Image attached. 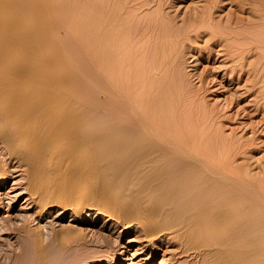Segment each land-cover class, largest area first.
Segmentation results:
<instances>
[{
    "label": "bare ground",
    "instance_id": "1",
    "mask_svg": "<svg viewBox=\"0 0 264 264\" xmlns=\"http://www.w3.org/2000/svg\"><path fill=\"white\" fill-rule=\"evenodd\" d=\"M41 1L0 0V189L15 172L20 170L24 175V181L21 182L23 193L26 195L25 199H28L31 204L29 214L21 216L22 221L18 224L17 219H14L16 216H13V212H11L17 198L15 195L3 196L0 194V211L4 213L1 216L2 221L0 218V264H60L64 259L68 261V264H82L86 258L99 255L101 250H89V247L101 245V242L106 244L108 241L103 234L97 233V231H92L88 236L89 231H85L81 225L76 227L73 224L68 226L61 224L58 228L50 227L51 233L43 231L39 225L37 227L30 226L31 220L37 224L38 220L57 211L56 208L59 209L56 215H59L60 219H63L69 210L72 215L70 219L81 224L89 223L94 227H97V223L100 221L98 215L106 216V219L113 220L116 226H122L128 236L131 235L127 241H137L143 237L150 242L149 248L150 252L154 254L153 259L160 255V251H163L162 254H164L167 247L171 246L174 248L170 253L171 259H176V254H181L185 258L191 255L186 259L187 264H264V175L262 176L264 171L259 173L263 177L262 180L257 181L256 179L253 182L251 180L254 174L250 175V180V178H246L245 174L247 173L244 172V178L238 175L237 171H233L232 166V169H229L231 167H229L230 164L228 166V162L227 168L218 163L212 166L211 163L208 165L204 161V164L198 158V161H191L192 163L177 161L174 158L176 155L178 156L177 149L167 145L166 147L165 144H162L163 142L162 145L160 142L158 143L154 139L157 134L154 137L148 136L151 132L150 123L152 122H150L151 119L149 121L146 119L148 116L143 109L141 111H144L142 112L144 115L130 118V114L133 113H129L130 117L125 115V111L120 109L122 106H119L120 108L106 106L104 99L106 94L110 97L107 99L110 104L116 99L114 91H109L108 83H110V87L114 88L115 86L117 89L116 84L122 85L123 81L120 82L119 77L123 72L127 80L124 86L133 89L135 85H139L136 87L138 89L134 87L135 95H137V90L144 89L143 84L142 86L135 84V81L138 82L137 75L143 73L142 66L144 69L146 66L148 67V65H144L148 61H144L146 63L140 66L142 69L137 68V65L143 63V60L140 59H144V57L146 59V56L143 57L145 50L143 48L144 51L141 52L143 58L138 59L139 52L136 53L138 57L134 56L140 60L137 63L136 58L132 55L134 50L131 53L130 47L127 45L133 42L134 37H131L132 42L123 37L122 28L116 23L114 5H110L107 9L105 5L101 4V10L98 11L99 16L96 19V70L98 75L95 77L99 76L100 80L97 82L95 90L93 86H90L94 93L91 92L90 84L87 85L88 82L83 80L86 76L82 79L85 83H81L80 79V81L74 82L77 79L75 77L77 73L75 76L73 74L75 79L73 78L72 82V78L67 74L70 71L67 72L69 69L65 68L66 57L57 39V32L55 34L53 31L54 26L52 28L51 18L49 20L48 13L46 14L47 8L52 5L55 9L59 8L62 6V2L61 0H44L45 5ZM106 1L108 2V0ZM116 2L120 6V2L118 0ZM237 2L240 11L250 10L257 16L256 18L255 15L249 14L256 20L244 22L256 25L252 27V30H244V33L248 31L245 34L237 32L239 33L236 36L238 42L235 40L237 43L231 40L235 38L232 35V38H229L230 41L234 42L237 49L241 48L243 51L247 50L248 52V50L263 47L261 48L263 50H260L264 52V0H239ZM89 8L91 7L89 6ZM60 9L68 18V11L66 14L62 8ZM208 10L205 14L209 13ZM234 10L236 11V9ZM123 12L125 11L120 13L123 15ZM50 16L53 20L54 16ZM236 17L235 23H240L239 20L243 22L240 14ZM244 18L246 19V16ZM159 21L161 20L156 21V26L158 28L165 27L163 25L165 21H162V26ZM154 24L155 22L151 25L152 28L149 25L151 30H153ZM132 25L134 27L137 24L133 23ZM65 26L66 18L61 16L56 30H62ZM167 26L169 25L167 24ZM251 26L247 27L251 28ZM135 28L137 30V27ZM166 28L164 31H168ZM130 30L132 31V29ZM174 31L178 33L177 29ZM174 31L172 34L174 33L176 37L177 34ZM181 32L183 31L181 30ZM230 32L234 33L235 31ZM133 33L134 31L130 32L131 35ZM151 33L149 31V35ZM157 33L154 32V36H158L159 33ZM167 33L169 32L163 34ZM146 34L148 35V32ZM167 35L166 37H169L168 41H170V36ZM183 36L185 38V35ZM70 37L72 38V36ZM149 39L150 42L152 41L153 48H157L158 44L156 45L155 41ZM160 39L158 37V40ZM164 39L165 44L167 42L166 38ZM137 40L134 42L139 45ZM182 41L179 43H183ZM249 41L254 42L252 45H246L245 43ZM233 42L231 43L233 44ZM225 44H223L225 47L231 45ZM50 47H53L54 50ZM79 48L76 47V50ZM153 48H149V50ZM170 48L171 51L172 48ZM147 49L145 55H147ZM256 50L254 51V54L258 53L256 59L263 58V54L260 56V50ZM234 51L236 49L231 52ZM159 52L161 51L159 50ZM150 53L146 60L150 59L149 56L156 55ZM173 53L175 54V52ZM242 53L240 51L239 54ZM251 53L252 51H250ZM81 54L79 53L80 56H82ZM174 54H172V58L170 57L172 62ZM243 54L246 55V53ZM252 55L253 53L251 57L254 56ZM245 57L248 59L249 56ZM152 59L148 63L149 65L152 63L153 67L156 60ZM166 59L165 62L162 60L164 67L162 64L160 69L165 68L168 60ZM85 61L87 62V60ZM257 61L260 60H256L254 63L256 64ZM86 64L89 65V63ZM175 64L174 67L177 66V63ZM151 66L150 70L146 68L148 72L145 73H149L148 75H151ZM254 66L252 67L251 64L250 68H254ZM174 67L172 66V68ZM62 68L66 69H64L67 72L66 75L57 74L56 71L60 72ZM81 70L80 68L79 71ZM86 70L83 68L82 71ZM137 70L141 73L138 74ZM164 70H162L163 73L166 72V69ZM124 71H127L128 75ZM133 71L137 72L133 74ZM155 72L152 73L154 76L158 74L155 75ZM169 73L168 76L166 75L167 77L171 75ZM135 74L137 80L133 79ZM153 75L152 77L148 76L150 79L147 77L149 83L150 80H153ZM172 75L170 76L173 81L171 83L174 84L177 77L173 80ZM141 78L143 81L144 76L139 77L140 80ZM106 79L108 80L105 81ZM163 79L160 80L163 81ZM133 81L135 85L132 83ZM157 81L153 82L154 85L158 83L156 87L153 86L154 89L160 85ZM167 85L165 84V87ZM146 90L147 88H145ZM129 91L128 89L126 93L127 98L122 99V102L128 101L129 105L125 108L128 110L134 109V105L140 106L134 95L135 92L133 91L134 93L132 92L130 95ZM122 92L125 91L122 90ZM147 92L144 96L150 93ZM123 96L125 95L123 94ZM151 96L153 95L149 97ZM149 97L148 100H151ZM115 103L117 105V102ZM132 104H134L133 107ZM147 105L149 104L147 103ZM136 106L135 108H137ZM152 118L154 119V116ZM161 133L163 132L161 131ZM212 164L214 163L212 162ZM5 194L7 195V193ZM6 197L7 200H5ZM92 212L97 214L96 223L88 221L89 213ZM114 223L112 227L115 226ZM125 233L119 237L120 240L125 238ZM73 252H75L74 255ZM103 253L109 255L110 250L105 249ZM68 255L72 256L66 259ZM64 262L66 263V261ZM176 264H181V262H176Z\"/></svg>",
    "mask_w": 264,
    "mask_h": 264
},
{
    "label": "rangeland",
    "instance_id": "2",
    "mask_svg": "<svg viewBox=\"0 0 264 264\" xmlns=\"http://www.w3.org/2000/svg\"><path fill=\"white\" fill-rule=\"evenodd\" d=\"M43 1L41 2L45 4L44 3L45 1L44 2ZM116 1L117 0H110V1L108 0V2L106 0H81V1L80 0L79 1L78 0H61L62 6H59V8L55 9L53 5L47 8L46 14L48 13L49 20L51 18L50 20V22L52 23L51 26L52 28L54 26L53 31L55 32V34L57 32L56 34L57 39L59 40L60 45H61L60 47L65 54L64 56L66 57V62H65L66 67L65 68L69 69V70L67 69L68 70L67 72L70 71L69 73H67L65 71L66 69L62 68L63 70L60 69L61 73L56 71L57 74L67 73L72 78L71 79L72 81L75 79L73 77V74L75 76V74L77 73L75 76L77 79H75L74 82L76 80L80 81L86 76V78L83 79L85 82H88L86 84L87 85L90 84L89 87L93 86L94 90L96 89L97 87L96 84H98L97 82H99L100 80L99 76H97V78L95 77L96 75H98L97 70H96V50H97V47H96L97 42H96V37H95L96 19L99 16L98 11L101 10L100 7H102V5H105L107 9L110 5H114L115 10H116L115 11L116 19H117L116 23L119 24L120 25L119 27L122 28L121 30H122L123 37L126 38L127 41L130 40L129 42L133 41L132 43L127 44L128 47H130L129 48L130 52L134 50V53L132 54L133 57L137 56L136 53L139 52L138 54H140V56L139 57L137 56L138 59L143 58L144 56H146V59H147L148 58L147 55H149L148 53L152 52L153 50H156L158 52L155 51L156 52L155 53L153 51L156 55L152 52L155 55L153 56L155 58H153L152 56H149L150 59L153 58L152 60H156L155 62L152 61L156 63V64H153V67L151 66L152 65L151 62H150L151 63L150 65L148 63L151 60L150 59L146 60L145 57L144 59H140V60H143V63L141 62L142 64L139 63L140 65H137V68L139 69L141 65L146 63L144 61H148L144 65L145 66L148 65V67L146 66L147 70L148 69L150 70V66H151L153 70V72L151 70V73H150L151 75H148L149 73H145L148 71L146 70V68L144 69V66H142L143 73H141L138 70H137L138 72L133 71V74L137 72L138 74L141 73L140 74L141 76H144L143 78L144 82L142 81V78L141 80L139 79V77H141L140 75H137L138 82L135 81V84H140V86H142L143 84L144 89L140 87L141 89L139 91L137 90L138 94L135 95L136 90L134 91V89L136 87H139V85H135L133 81L132 83L135 85L134 86L135 88L132 85L131 86L133 87V89L128 88V86L126 85L125 87L124 83H127L126 82L127 80H126L124 73L122 72L119 77V80L120 82L123 81L121 84L124 87L120 84H116L117 85L116 87H118L116 89L115 86L114 88L113 86L110 87V83L107 84L108 89H110L109 91H114V93L116 94L115 95L116 99H114L115 101L113 100V102L110 104L108 102L109 100H107L110 97L106 94V97L104 98L106 100V106H108L109 108L111 106L112 107L114 106L115 108H120L122 106L120 109L121 110L123 109L122 111H125L126 113V114L124 113L125 115L129 116V113H133V114H130L131 116V117L129 116L130 118L136 115H137L136 117H139L140 115H144V113L142 114V112L145 111V113L148 116V118L146 119L148 121L151 119L150 122H152L150 123L151 132H149L150 134L148 136L151 135V137H154L157 134L154 137V139L158 143L160 142L161 144L163 142L162 143L163 145L165 144V146L167 145L170 148L172 147L173 149H177L179 151L178 156L176 155L177 157L176 156L174 157L175 160L177 161H182V162L185 161L189 163L191 161L196 162L200 160V162L202 161L203 163L205 161V163H207L208 165L211 163L210 165L212 166L217 165L215 163L226 166L228 162V166L230 164L229 167L232 166L233 171L234 170L235 172L237 171L238 175H241L244 178L246 175L247 176L246 178L249 179L251 177L250 175L254 174L255 177L253 175L252 180L250 178L251 181L255 182L256 179L257 181L262 180L261 178L264 177L263 176L264 173H262L264 171V59H263L264 52H261V50H263L261 48L263 47L256 48L257 50L261 49L260 56H262L263 54V58L260 57L261 59H256V57L258 56V53L254 54L255 53L254 51L256 49L248 50L247 52V50L243 51L241 48L237 49L234 46V42H236L235 40H237L236 36H238L239 34L237 32L244 33V30L246 29L252 30V27L256 25V24L253 25L251 23L254 20H256L257 18L256 14L254 12H250V10H247L246 12L240 11L238 9V2H237L239 0H118L120 2V6L118 5V2ZM80 6H83V7H80ZM89 6L91 8H89ZM60 8H62L66 12V14L68 11L69 13L68 18L65 16V13L61 12ZM234 9H236V11ZM207 10L209 11V13L205 14L207 13L206 12ZM122 11H125L123 12L124 16L121 14ZM234 11H235V14H234ZM237 11L242 16L243 22L239 20L240 23H235V20L237 19L236 16L239 15V14L237 15ZM249 14L250 15L253 14L251 16L255 15L256 18L254 19L251 18ZM50 15L54 16L53 20H52V16ZM234 15L236 18L233 17ZM61 16H64L66 18V26L62 30L61 29L56 30L57 23H59V19L61 18ZM245 16H246V19L244 18ZM232 18L234 21L231 20ZM92 19L94 20L92 21ZM158 20H161L159 21L161 22L160 23L161 26L163 24L162 21L163 22L165 21L164 23L166 25L163 24L165 27L162 26L158 28L156 26L157 25L156 21ZM246 20H250L251 22L245 23L244 21ZM231 21L233 24L230 23ZM154 22H155L154 28L153 30H151V28L153 27L151 25H153ZM159 22H158V25L160 26ZM133 23L137 25H134L133 27L132 25ZM167 24L169 26H167ZM186 24H189V25L187 26ZM149 25L151 26V28ZM190 25L191 27H189ZM250 25H252L251 28L247 27ZM73 26H74V29H73ZM140 26L141 28H139ZM135 27H137V30ZM185 27H187L188 29ZM193 27L195 28L193 29ZM241 27L243 30L241 29ZM165 28L168 29V31L167 30L164 31ZM178 28H179V31H178ZM130 29H132V31ZM160 29L163 31V33L169 32L167 33L169 35L163 34L162 31L160 32ZM176 29L179 34L176 33V31H174ZM180 29L183 32H181ZM190 29H193V30L190 31ZM138 30H140L139 32H141L142 34L140 33L139 35ZM148 30L150 31V33L151 31L153 32L149 35ZM154 30L156 31L158 30L157 32L158 33L160 32V33L158 34ZM133 31L134 33L133 35H131L132 33L130 34V32H133ZM172 31H174L177 34V35L175 34L176 37L174 36V33L172 34ZM230 31H235L236 35H235V32L233 33ZM147 32H148V35L146 34ZM154 32L157 33L158 36L157 35L154 36ZM186 32L189 34L187 35ZM247 32L248 31H246L245 33ZM182 34L185 35V38H183L184 36ZM127 35H129L130 37L129 36L127 37ZM134 35H137V36H134ZM163 35L165 36L164 38H166L167 43L171 41V37H172L171 43L166 45L167 47L171 45L168 48L165 46V44L167 43L164 44L165 39L163 38ZM166 35L170 36V41H168L169 37H166ZM231 35L235 38L231 39L232 38ZM70 36H72V38ZM156 36L157 38L155 39ZM131 37L132 38L136 37V39L133 38L132 40ZM158 37L159 39L160 38L161 39L158 40ZM137 38L139 41L137 40ZM149 38H151L153 42L155 41L156 45L157 44L159 45V48H160L159 50L161 52H159L158 50V45L156 46L154 44L157 48L155 47H154L155 49L153 48L152 46L153 44H151L152 41L150 42ZM229 38L231 40H234V42L230 41ZM173 39H175L174 41V43L176 42L175 44L174 43L172 44ZM136 40L138 42L137 44L139 45L135 44L134 41ZM181 40H183L182 41L183 43H179ZM220 41L221 42L223 41L222 43L224 45H226L225 43H227V46L231 44L232 45V46L230 45L231 49L232 48L236 49V51H234L235 53L231 52L233 51V49L231 50L230 46L225 47ZM231 42H233V44ZM253 42L254 41H251V42L249 41L247 42L248 44L247 43L245 44L252 45ZM148 44H149V48H153V49L149 50ZM133 45H135L136 47L134 46V48H132ZM144 45L146 46L144 47ZM64 46L66 49L64 48ZM76 47L77 48L82 47V48L81 49L79 48L76 50ZM139 47H141L142 49H140ZM170 47L172 48L171 51L169 50ZM50 48L52 49L53 47H50ZM135 48L137 49L139 48V49L135 50ZM143 48L145 51L143 50ZM146 49H147V55H145ZM175 49L178 51H174ZM52 50H54V48ZM142 51H144V53ZM240 51L241 53L242 52L246 53L245 56H249L247 57L248 59H246L243 53L239 54ZM250 51H252L255 57L253 55H252L253 57H251L252 53L250 54ZM141 52L143 53V57H141L142 55ZM168 52H171V53H168ZM173 52H175V54ZM79 53H82L81 54L82 56H80ZM172 54H174L173 62L171 61L172 59H170ZM163 55H166V56H163ZM83 56H85L84 58L86 57L87 58L84 59ZM166 57L168 60L166 59ZM254 58L256 60H260V61H257L258 64L254 63L256 61ZM138 59L136 58L137 63L138 61L140 62V60ZM165 59L167 60V62L165 64V68H163L164 64L162 63V60L164 61ZM250 59L252 62L250 61ZM85 60H87V62ZM136 60L133 59V61L135 62ZM81 61L84 62L83 64L85 67L83 66ZM174 61L175 63H177L176 67H174L176 65ZM85 62L89 63V65L87 66ZM243 62L244 63L247 62V63H245L244 65ZM162 64H163V67H162L163 69L162 68L160 69ZM251 64H252V67L255 65L254 68L252 67L250 68ZM78 66L79 67L81 66L80 68L82 70L83 68L84 70H86V67H87V70L79 71L80 68ZM172 66L174 68H172ZM133 67H134V64H133ZM94 68L95 70H93ZM241 68L243 69L242 71H241ZM164 69H166L165 73H163L162 71ZM173 69L174 70L176 69V70L174 71ZM168 70L170 71V73ZM63 71L65 72L62 73ZM161 71L163 75H161L162 74L160 73ZM167 71L169 74L171 75L173 74L172 75L174 77L173 80L177 77L176 79L177 81L175 82L174 80V84L171 83L172 81L170 77L171 75L167 77L168 76ZM124 72L127 73L128 75L127 71H124ZM154 72H155V75L158 73L157 74L158 76L157 75L154 76L152 74ZM136 74L133 75L134 77V78L132 77L133 79L136 78ZM152 75H153V78H152L153 80L152 81L150 80V83H149L150 77L148 76L152 77ZM131 76H132V72H131ZM122 78L123 79L125 78V79L123 80ZM157 78L159 80L163 78L164 79L163 81L162 80L159 81ZM107 80L108 79H106L105 81ZM139 80L142 81V83H140ZM82 81L81 83H85L84 81L83 82ZM156 81L159 82L160 85H158L159 87L157 86V89L156 88L154 89L153 86L156 87V85L158 84V83H156V85L153 84V82H156ZM91 82L92 83L94 82V83L92 84ZM170 83L171 85L172 84L173 85L172 86L169 85ZM165 84H168V85L165 87ZM91 87H90L91 92L94 93V91L92 90L93 88ZM119 87H122V88H119ZM145 88H147L146 91L151 93L150 94L147 92L148 93L146 94L147 97L144 96L146 93ZM160 88H162L164 91L162 89L160 90ZM165 88L168 90H166ZM128 89L130 90L129 91L130 95L132 94L133 91L135 92L133 93L136 96L137 101H139V104H140V106L138 107L132 104V107L134 105V109H129L130 111L128 109H125L129 105L128 101H126V103L122 102L123 98L124 99L125 97L127 98L126 93ZM131 89H132V92H131ZM122 90H124L125 92L123 93ZM121 92L125 96H123ZM163 92H167V93L163 94ZM150 95H153V96L149 97ZM117 97H120L121 99ZM148 97L151 98V100L149 99L150 102L148 100ZM115 102H117V105ZM147 103L150 106L147 105ZM135 106L137 108H135ZM141 109H143L144 111L143 110L141 111ZM159 115L161 116V118ZM152 116H154V119L152 118ZM160 119L163 120V121L161 120L162 122L161 125L159 123ZM156 128H157V131H156ZM161 131L164 134L161 133ZM183 153L187 155H184ZM188 153L190 156L188 155ZM179 154H181L180 156L182 155L184 156L180 157ZM189 158L191 159L189 160ZM194 158L195 160H193ZM207 158L208 160H206ZM212 162L214 164H212ZM232 167L229 169H232ZM19 171L15 172V174L11 176L6 181L4 186L0 189L1 195L3 196L4 195L5 196L15 195V197L17 198L15 204L12 206L11 212H13L12 213L13 216H16L14 219H17L18 222L16 220L15 221L18 224H20L22 221L21 216L29 214L28 211L31 205L29 203V200L25 199L26 195L25 193H23V189L21 185V182L24 181V175L21 173V171L20 172ZM244 172L247 174H245ZM259 173L260 174L262 173L263 177L260 176ZM257 177H259L260 179ZM5 193H7V195ZM5 200H7V197L5 198ZM56 210L57 211L52 212L50 216H46L45 218L38 220L37 224L34 223V220L33 221L31 220L30 226L37 227V225H39V227L43 228V231H48L51 233L50 227L58 228L60 227L61 224L67 225V226L70 224H73L76 227H79L81 225L85 231H89L88 236L92 233V231H97V233L103 234V236L107 238L106 241L108 242L106 244H104V242H101V245H91L89 247V250H101V252L99 255L86 258L85 260H83L82 264H163V263L164 264H176V262H181V264H187L186 259L191 256L189 255V257L185 258L181 254H176L175 255L176 259L175 258L171 259L170 253L174 250V248H172L171 246H168L164 254H162L163 251H160L159 252L160 255L156 259H153L154 254H152L153 252H150V248H149L150 242L145 240L143 237H140L137 241L136 240L127 241L128 239H130L131 235L128 236V233L127 234L125 233V229L122 226H116L114 221L110 219H106L107 218L106 216L98 215V218L100 221L97 223L98 226L94 227L92 224H89V223L81 224L79 222H76L70 219L72 218V215H71V211L69 210L65 213V217L63 219H60L59 215L58 216L56 215L59 209L56 208ZM2 213L3 212L0 211L1 221H2L1 216L4 214ZM96 215L97 214L95 212L89 213L88 221H93L94 223H96L95 221ZM113 223L115 224L114 227H112ZM124 233L126 234L125 238L123 240H120L119 237ZM105 249L110 250L109 255L103 253ZM74 253L75 252H73L72 254L74 255ZM71 256L68 255L66 259H69ZM64 261H66V263L68 264L67 260L64 259ZM64 261L62 262L63 264L65 263Z\"/></svg>",
    "mask_w": 264,
    "mask_h": 264
}]
</instances>
